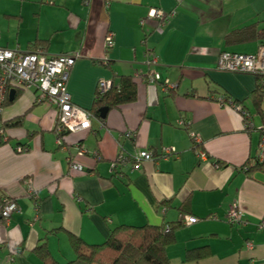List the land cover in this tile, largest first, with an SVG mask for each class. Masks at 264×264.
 Here are the masks:
<instances>
[{"label": "crops", "instance_id": "0c3cea01", "mask_svg": "<svg viewBox=\"0 0 264 264\" xmlns=\"http://www.w3.org/2000/svg\"><path fill=\"white\" fill-rule=\"evenodd\" d=\"M11 1L17 11L13 21L0 12V46L42 47L48 55L80 52L67 83L79 107L93 108L100 79L117 84L121 77L146 71L148 48L157 56L160 77L177 86L165 91L136 78L134 100L108 109L104 118L93 115L90 128L67 133L61 146L55 141L54 106L37 102L33 88L17 89L13 100L7 93L0 115V204L5 197L15 199L19 211L8 221L0 219V264H44L34 252L42 242L62 264L75 257L69 233L99 244L119 225L173 226L184 216L198 221L175 230L166 248L170 264H264V229L258 228L264 216V166L252 162L259 133L245 130L241 114L217 99L242 104L258 126L264 111L254 102L257 80L216 67L223 50H257L256 40L229 44L226 35L251 24L264 28V0ZM151 7L172 14L163 23L140 24ZM108 31L114 33V45L105 50ZM180 119L190 120V126L179 125ZM79 144L86 149L76 158L83 172L70 169L68 162ZM17 145L28 150L17 152ZM163 147L176 151L162 157ZM137 149L152 151L155 159L138 169L111 170L120 150ZM231 205L241 211L242 224L228 222ZM197 248L207 254L186 258Z\"/></svg>", "mask_w": 264, "mask_h": 264}, {"label": "built area", "instance_id": "2783aa9c", "mask_svg": "<svg viewBox=\"0 0 264 264\" xmlns=\"http://www.w3.org/2000/svg\"><path fill=\"white\" fill-rule=\"evenodd\" d=\"M172 13H166L160 8L151 7L146 16L141 18L140 24L146 20H155L158 23L165 22ZM114 45V33L108 31L104 37V49L108 50ZM80 52L60 53L48 55L42 47H36L30 51H20L19 49H11L0 46V115L5 106L6 96L10 89H30L36 91L35 100L37 102H46L48 105L55 107L57 112V125L55 131V141L58 145L63 144L61 134L64 132H76L90 128V121L93 114L84 108L75 104L67 88L69 73L81 58ZM103 63H107V58L103 57ZM158 60L154 51L150 48L144 52V64L147 66L146 71L137 70L134 77L144 80L147 84L158 83L163 90L169 91L175 88L176 83L169 79H162L160 74L155 70ZM216 67L219 70L251 74L259 78V94L264 100V45L257 48L254 53H242L223 50L218 54ZM112 79H100L97 83L95 98L103 97L113 86ZM221 103L232 105L243 117V126L247 131H257L259 133L258 149L255 155L257 163L264 164V120L258 126L253 122V115L242 104L235 103L232 98L218 97ZM264 116V112H263ZM178 124L189 127L190 120H178ZM3 132L0 130V133ZM125 137H134L132 131H124ZM195 144H200L201 139L194 132L189 134ZM17 152H25L28 148L24 145L15 147ZM174 147H163L161 151L162 157H168L175 153ZM86 149L79 144L75 156L68 159L69 167L72 170L83 172L82 164L76 160L78 157L84 156ZM201 157H205L206 153L200 149L198 151ZM100 158V154L96 155V159ZM155 159L152 151L147 149H137L133 153H125L120 150L115 158L111 161V170L118 167L129 165L132 169H138L144 161ZM247 169V167H246ZM29 195L36 201L37 196L31 185V180H26ZM77 200L81 197L75 195ZM37 206L35 205V208ZM19 211V206L15 199L4 198L0 204V219L8 221L12 213ZM227 220L231 224L240 225L243 223L242 213L235 205H231L227 212ZM198 221L195 216H184L181 219L182 224H192ZM258 228L264 229V216L258 224ZM170 229L169 225L165 226V230ZM246 247L253 248V244L247 241Z\"/></svg>", "mask_w": 264, "mask_h": 264}, {"label": "trees", "instance_id": "16d2710c", "mask_svg": "<svg viewBox=\"0 0 264 264\" xmlns=\"http://www.w3.org/2000/svg\"><path fill=\"white\" fill-rule=\"evenodd\" d=\"M250 40L258 41L259 46L264 45V28L257 30L255 25L251 24L226 35V42L229 44ZM133 75L121 77L103 97L94 98L90 112L98 117L101 107L106 106L111 109L121 103L134 100L136 78ZM256 80L254 102L256 106H260L262 97L259 94V78L256 77ZM6 102L7 100L5 104ZM67 133L61 134L63 141ZM252 162L255 167L264 166V164L257 163L255 159ZM182 225L178 222L171 225L168 231L165 230L166 225H119L111 229L106 240L99 244H87L78 236L69 233V243L75 257L64 264H170L166 248L174 242V232ZM34 252L44 264H60L52 257L45 242L38 244ZM206 254L207 252L202 248H197L188 250L186 258L197 259Z\"/></svg>", "mask_w": 264, "mask_h": 264}, {"label": "rangeland", "instance_id": "374dc122", "mask_svg": "<svg viewBox=\"0 0 264 264\" xmlns=\"http://www.w3.org/2000/svg\"><path fill=\"white\" fill-rule=\"evenodd\" d=\"M16 5H17L16 2L11 1V0H0V12L7 14L5 19L10 20V21H13L15 19L14 15H15V12L17 11ZM11 25L13 26V22H11ZM260 104L264 111V102L260 101ZM259 119H255V122L257 123ZM68 260L70 259H66L64 263Z\"/></svg>", "mask_w": 264, "mask_h": 264}, {"label": "water", "instance_id": "95a60500", "mask_svg": "<svg viewBox=\"0 0 264 264\" xmlns=\"http://www.w3.org/2000/svg\"><path fill=\"white\" fill-rule=\"evenodd\" d=\"M15 95H16L15 89H10L8 92V99L13 100ZM107 110H108V108L106 106L99 108V116L101 118H104Z\"/></svg>", "mask_w": 264, "mask_h": 264}]
</instances>
